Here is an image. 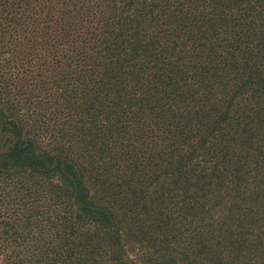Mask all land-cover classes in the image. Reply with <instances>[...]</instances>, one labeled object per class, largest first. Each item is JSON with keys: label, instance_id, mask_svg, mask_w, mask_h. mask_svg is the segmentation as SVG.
<instances>
[{"label": "trees", "instance_id": "1", "mask_svg": "<svg viewBox=\"0 0 264 264\" xmlns=\"http://www.w3.org/2000/svg\"><path fill=\"white\" fill-rule=\"evenodd\" d=\"M0 264H264V0H0Z\"/></svg>", "mask_w": 264, "mask_h": 264}]
</instances>
